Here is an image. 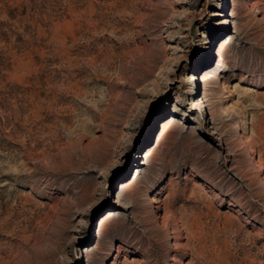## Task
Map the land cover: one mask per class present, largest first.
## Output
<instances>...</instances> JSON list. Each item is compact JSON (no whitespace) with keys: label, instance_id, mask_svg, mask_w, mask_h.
Returning a JSON list of instances; mask_svg holds the SVG:
<instances>
[{"label":"rangeland","instance_id":"1","mask_svg":"<svg viewBox=\"0 0 264 264\" xmlns=\"http://www.w3.org/2000/svg\"><path fill=\"white\" fill-rule=\"evenodd\" d=\"M0 264H264V0H0Z\"/></svg>","mask_w":264,"mask_h":264},{"label":"bare ground","instance_id":"2","mask_svg":"<svg viewBox=\"0 0 264 264\" xmlns=\"http://www.w3.org/2000/svg\"><path fill=\"white\" fill-rule=\"evenodd\" d=\"M191 77L194 79L196 76H195V75H192ZM197 79H198V78H197ZM202 79H203V77H201V80H202Z\"/></svg>","mask_w":264,"mask_h":264}]
</instances>
